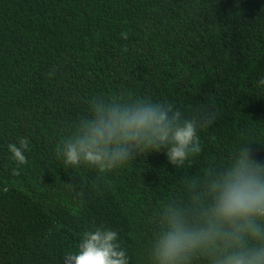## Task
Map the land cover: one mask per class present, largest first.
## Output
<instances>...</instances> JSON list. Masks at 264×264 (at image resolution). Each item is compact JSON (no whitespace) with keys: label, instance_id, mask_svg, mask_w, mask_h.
<instances>
[{"label":"trees","instance_id":"obj_1","mask_svg":"<svg viewBox=\"0 0 264 264\" xmlns=\"http://www.w3.org/2000/svg\"><path fill=\"white\" fill-rule=\"evenodd\" d=\"M261 78L264 0H0V264H65L97 227L148 264L153 213L190 199L185 179L247 144L264 164ZM121 93L195 120L201 153L66 166L57 147L89 101ZM23 138L18 165L8 145Z\"/></svg>","mask_w":264,"mask_h":264},{"label":"clouds","instance_id":"obj_2","mask_svg":"<svg viewBox=\"0 0 264 264\" xmlns=\"http://www.w3.org/2000/svg\"><path fill=\"white\" fill-rule=\"evenodd\" d=\"M8 148L18 165L27 163V138ZM161 150L173 166L191 163L189 157L202 151L197 122L170 103L121 93L93 97L88 114L58 145L57 157L66 166L105 173ZM184 185L188 201L170 196L153 213L148 264H264V164L251 156L249 144ZM64 257L65 264H129L118 233L102 227L85 231L77 250Z\"/></svg>","mask_w":264,"mask_h":264}]
</instances>
